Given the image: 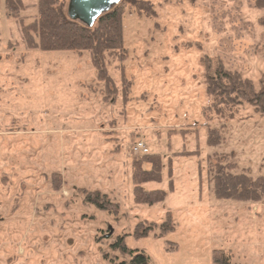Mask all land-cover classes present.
<instances>
[{
	"label": "rangeland",
	"instance_id": "374dc122",
	"mask_svg": "<svg viewBox=\"0 0 264 264\" xmlns=\"http://www.w3.org/2000/svg\"><path fill=\"white\" fill-rule=\"evenodd\" d=\"M22 3L13 19L0 0V264H118L119 239L149 264H264V201L217 199L210 181L218 163L264 178V116L249 103L264 89V9L121 0L127 58L104 55L107 95L89 52L26 47L19 20L37 19V0ZM206 59L250 81L247 100L208 97ZM139 140L161 159V180L141 185L165 194L152 206L133 197ZM92 193L106 195V210L85 199ZM168 213L174 230L157 238ZM139 223L157 226L137 237Z\"/></svg>",
	"mask_w": 264,
	"mask_h": 264
},
{
	"label": "trees",
	"instance_id": "16d2710c",
	"mask_svg": "<svg viewBox=\"0 0 264 264\" xmlns=\"http://www.w3.org/2000/svg\"><path fill=\"white\" fill-rule=\"evenodd\" d=\"M253 2L255 8L264 9V0H253ZM4 6L6 16L13 19H19V15L24 9L22 0H4ZM37 12L38 17L32 22L24 23L19 20L26 47L45 52L70 51L77 54L89 52L97 80L105 84L107 95L112 94V92L115 93L113 82L108 77L104 65V55L106 53H121L115 57L121 64L127 58V51L124 49L122 39L121 19L124 8L121 2L100 16L92 28L71 21L67 13L63 11L59 0H37ZM206 61V94L208 97L214 101L219 100L220 105L227 106L230 104L235 106L239 102L247 100L246 93L253 91L250 81L242 79L237 72L224 69L220 62L215 64L212 61V65L209 62L210 59H206ZM210 71L213 72L211 77L209 76ZM129 85V82L123 78L124 96L128 93ZM249 103L264 116V89L259 94L254 95ZM213 106L215 107V104ZM220 143L221 137L218 131L209 129L207 145L218 147ZM147 156H143L141 163H133V167H136L132 173L133 197L135 204L152 206L162 202L165 194L158 190L145 191L141 187L146 182H159L161 180V159ZM143 162L151 166L149 171L142 169ZM216 166V171L212 176L210 175V181L213 194L217 199L253 203L264 201L263 177L252 179L244 174L233 175L226 172L228 167L219 163ZM92 194H86L85 199L88 202H93L99 209L106 210L107 208L99 201V198H107L106 195ZM143 223L136 226L135 235L137 237L148 235L157 226L154 223H148V226L144 227ZM159 227V234L155 236L157 238H161L174 230L169 213ZM117 246L121 254L126 257V260L118 264H149L148 258L143 252L129 250L122 239L118 240ZM214 260L216 263L219 262L217 256Z\"/></svg>",
	"mask_w": 264,
	"mask_h": 264
},
{
	"label": "water",
	"instance_id": "95a60500",
	"mask_svg": "<svg viewBox=\"0 0 264 264\" xmlns=\"http://www.w3.org/2000/svg\"><path fill=\"white\" fill-rule=\"evenodd\" d=\"M121 0H68L67 16L71 21L92 28L97 19Z\"/></svg>",
	"mask_w": 264,
	"mask_h": 264
},
{
	"label": "built area",
	"instance_id": "2783aa9c",
	"mask_svg": "<svg viewBox=\"0 0 264 264\" xmlns=\"http://www.w3.org/2000/svg\"><path fill=\"white\" fill-rule=\"evenodd\" d=\"M131 151L132 154L135 156H145L148 153L145 144L143 143V141L140 140L134 143Z\"/></svg>",
	"mask_w": 264,
	"mask_h": 264
}]
</instances>
